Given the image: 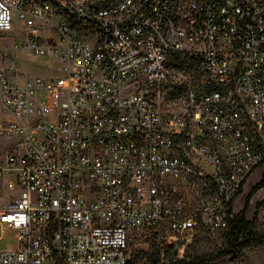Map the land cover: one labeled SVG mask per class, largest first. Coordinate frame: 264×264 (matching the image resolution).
Masks as SVG:
<instances>
[{
	"label": "built area",
	"instance_id": "2783aa9c",
	"mask_svg": "<svg viewBox=\"0 0 264 264\" xmlns=\"http://www.w3.org/2000/svg\"><path fill=\"white\" fill-rule=\"evenodd\" d=\"M13 12V49L61 71L19 84L0 58V223L18 241L0 264H128L135 234L183 251L227 230L264 167V0H0V33ZM173 53L193 62L170 83Z\"/></svg>",
	"mask_w": 264,
	"mask_h": 264
},
{
	"label": "rangeland",
	"instance_id": "374dc122",
	"mask_svg": "<svg viewBox=\"0 0 264 264\" xmlns=\"http://www.w3.org/2000/svg\"><path fill=\"white\" fill-rule=\"evenodd\" d=\"M12 30L0 33V58L7 70L9 79L15 83L23 84L29 80L44 79L50 80L61 71L58 61L48 60L32 52H22L13 49L15 43H21L26 33V26L20 20L18 14H12ZM16 67V68H15ZM174 77L176 74L173 75ZM5 116L0 114V121ZM15 138L7 139L0 137V161L6 152L10 150L9 145ZM264 167L256 169L245 181L241 194L234 203V216L245 209L246 217L253 222L254 230L264 235V186L258 189L247 203V197L253 188L260 183L263 178ZM247 204V205H246ZM6 225L0 223V248L7 249L18 247L16 240V230H5ZM224 231L214 234L199 233L194 236L183 251H179L180 246L174 243H167L160 238L142 234L130 241L129 252L130 261L135 259H149V252L153 248H158L160 261L158 264H167L165 261L167 249L173 246L170 255L174 259L192 258L198 256L211 255V261L206 264H264V243L254 244L244 249L240 256H223L221 251L226 249L227 242Z\"/></svg>",
	"mask_w": 264,
	"mask_h": 264
},
{
	"label": "trees",
	"instance_id": "16d2710c",
	"mask_svg": "<svg viewBox=\"0 0 264 264\" xmlns=\"http://www.w3.org/2000/svg\"><path fill=\"white\" fill-rule=\"evenodd\" d=\"M192 58L187 57L186 55L173 53L169 56L168 65L171 69V76L168 79L170 83H172L171 79L173 78L174 74H177L179 71L186 70L192 68ZM173 85V84H171ZM175 89V88H174ZM262 186H264V173L263 178L258 183L247 197V203L250 200V197ZM247 205V204H246ZM203 233V232H198ZM224 236L227 242L226 249L221 251L223 256L231 255L233 257L240 256L242 251L254 244H262L264 243V235L256 232L254 230L253 222L248 220L246 217L245 209L242 210L239 214L235 216L232 220L230 227L224 231ZM154 235L158 237L156 233H143ZM142 234H135L133 235L132 240L137 238ZM159 238V237H158ZM131 240V241H132ZM130 243V242H129ZM158 248H153L149 252V259L147 260H138L135 259L128 264H158L160 261V252L157 250ZM173 249V246L167 249L165 261L167 264H206L207 262L211 261V255L207 256H198L192 258H183V259H174L170 253Z\"/></svg>",
	"mask_w": 264,
	"mask_h": 264
},
{
	"label": "water",
	"instance_id": "95a60500",
	"mask_svg": "<svg viewBox=\"0 0 264 264\" xmlns=\"http://www.w3.org/2000/svg\"><path fill=\"white\" fill-rule=\"evenodd\" d=\"M146 264V263H145Z\"/></svg>",
	"mask_w": 264,
	"mask_h": 264
}]
</instances>
